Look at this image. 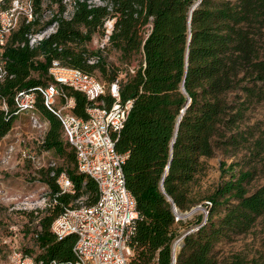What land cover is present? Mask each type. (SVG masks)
Wrapping results in <instances>:
<instances>
[{
	"label": "trees",
	"instance_id": "1",
	"mask_svg": "<svg viewBox=\"0 0 264 264\" xmlns=\"http://www.w3.org/2000/svg\"><path fill=\"white\" fill-rule=\"evenodd\" d=\"M13 1L24 0H6L3 8ZM86 1L75 0L72 16L64 19L62 0H31L33 19L21 18L8 35L0 50L8 74L0 83V99L7 106V111L0 110V142L17 119L15 94L48 85L53 60L106 86L124 74L119 95L132 106L115 137V149L128 153L123 172L137 212L128 264H172L175 226H184L176 220L172 205L184 212L197 204L192 186L217 149L232 156L244 151L243 163L220 164L221 181L206 197L207 215L195 218L196 228L187 231L175 259V264H218L217 245L246 234L264 215V183L248 189L264 159V130L242 127L251 105L264 102V57L259 45L264 0H200L190 23L196 0H102L103 6L91 8ZM47 11L54 12L51 18H46ZM107 20L114 21L108 47L103 52L90 50L88 43ZM54 22L55 33L29 48L26 36ZM108 51L115 53L118 65L106 61L103 53ZM67 94L75 100L73 115L86 118L85 96L73 90ZM104 100L107 105L111 102L109 97ZM185 107L171 149L177 118ZM37 109L48 122L40 150L53 152L62 161L40 167L38 182L53 199L58 193L55 177L64 173L76 192L58 195L49 208L17 210L25 219L20 233L31 242L18 245L36 264H68L74 260L75 238H57L52 221L81 196H86L85 205H93L98 191L91 179L77 172L60 121L39 98ZM0 208L5 209L1 203ZM11 226L7 222L0 234V264H10L4 239Z\"/></svg>",
	"mask_w": 264,
	"mask_h": 264
},
{
	"label": "built area",
	"instance_id": "2",
	"mask_svg": "<svg viewBox=\"0 0 264 264\" xmlns=\"http://www.w3.org/2000/svg\"><path fill=\"white\" fill-rule=\"evenodd\" d=\"M5 1L0 0V50L5 45L8 35L17 28L21 18H26L27 21L33 19L31 0H24L21 3L13 1L9 7L3 8ZM86 3L88 8L103 6L102 0H87ZM62 4L65 10L61 17L70 19L75 8V0H62ZM53 14V11H47L46 18L47 15L51 18ZM113 22L105 21L102 30L94 34L87 47L92 46L93 51L103 52L109 45ZM56 25L54 22L38 33L28 34L26 37L29 48L37 47L41 41L54 34ZM93 62L96 60L90 63ZM7 75L5 64L0 58V83ZM47 76L50 80L48 85L15 94V115L26 116L33 122L39 131L38 144L42 143L48 122L41 118L37 109L39 98L43 106L60 121L64 140L74 151L77 172L91 179L98 191V198L91 206L76 201L78 204L73 207H65L52 221L51 231L59 239L74 236L72 248L74 260L68 264H128L132 255L129 239L137 212L135 200L126 188L123 172L128 153H119L115 149V137L122 129L132 106L130 100L122 101L119 95V84L125 75L120 74L106 86L78 69L63 66L60 61L53 60L48 67ZM67 90L85 96L88 102L86 118L73 115L75 100L67 94ZM104 97L110 98L109 105ZM0 110L7 111L3 98L0 99ZM20 154L22 158H30L24 151ZM55 184L58 193L53 199L46 198L39 209L56 204L58 195H74L76 192L73 182L64 173L55 177ZM42 190L45 195V188ZM42 199L45 200L44 197ZM20 230L12 225L9 228L10 236L4 239L8 262L36 264L30 256L19 250Z\"/></svg>",
	"mask_w": 264,
	"mask_h": 264
},
{
	"label": "rangeland",
	"instance_id": "3",
	"mask_svg": "<svg viewBox=\"0 0 264 264\" xmlns=\"http://www.w3.org/2000/svg\"><path fill=\"white\" fill-rule=\"evenodd\" d=\"M45 20L43 18V21ZM259 45L261 54L264 57V29ZM89 49L94 50L92 46ZM103 56L108 63L118 65L115 53L108 51L104 52ZM95 74L101 78L98 72H95ZM253 125L264 130V102L251 105L245 113L242 127ZM38 136L39 131L34 127L33 122L26 116H20L17 117L11 130L0 142V203L5 208H0V234L4 232V225L7 222L22 229L25 219L20 214L15 213L17 210L40 208L45 203L47 196L46 193L44 195L42 189L45 188L46 191L47 189L46 186L38 182L37 170L40 167H47L50 162H55L56 165L62 163L53 152H41L37 141ZM21 151L26 152L30 157L33 156L35 160L22 158ZM243 154L244 151H239L232 156L231 154H225L221 149H217L215 155L205 161L204 170L197 175V181L192 186L197 204L191 208L198 207L199 209L183 219L180 218L184 226H175L178 237L174 243L180 240L187 231L195 230L196 227L193 222L197 216L206 217V197L214 191L221 181L220 164L226 162L228 166L233 162L240 161L243 163L241 160ZM237 169L238 167L235 170ZM263 183L264 159L258 163L256 175L248 189L253 191ZM43 197L45 200L42 199ZM85 200L86 196H81L77 202L84 203ZM77 202L75 201L74 205L78 204ZM190 209L184 212H189ZM18 242L22 247L31 245L28 237L23 238L21 233ZM215 256L218 264H264V215L256 220L246 234L236 237L231 242L218 244L215 249ZM2 261H4V257L1 258Z\"/></svg>",
	"mask_w": 264,
	"mask_h": 264
},
{
	"label": "water",
	"instance_id": "4",
	"mask_svg": "<svg viewBox=\"0 0 264 264\" xmlns=\"http://www.w3.org/2000/svg\"><path fill=\"white\" fill-rule=\"evenodd\" d=\"M199 2H200V0H196L195 3H194V5H193V6L191 7V9H190V13H189V23H190L191 13H192V11H193V10L199 5ZM182 90L184 91V83H182ZM186 107H187V105H186ZM186 107H185L183 110H181L180 115H179V117L177 118L176 127H175V133H174V137H173V140H172V143H171V149H172V146H173V143H174V140H175V136H176V133H177V129H178V125H179V122H180L181 116H182L183 113L185 112ZM168 169H169V165H167V167H166V169H165V173H164L163 178H164L165 175L167 174ZM161 189L163 190V180H162V182H161ZM172 208H173V212H174V215H175V217H176V220H179L180 218L183 219V218H185V217H187V216L193 214L196 210L199 209L198 207H196V208H191L189 212H182V211L178 210L174 205H172ZM189 233H190V232L185 233V234L181 237L180 241H182V239H183L187 234H189ZM180 248H181V244H180ZM175 259H176V256L174 255V245H173V248H172V264H175Z\"/></svg>",
	"mask_w": 264,
	"mask_h": 264
},
{
	"label": "bare ground",
	"instance_id": "5",
	"mask_svg": "<svg viewBox=\"0 0 264 264\" xmlns=\"http://www.w3.org/2000/svg\"><path fill=\"white\" fill-rule=\"evenodd\" d=\"M195 213V212H194ZM180 244H181V241L180 240H178V241H176L175 243H174V255L176 256L177 255V252H178V250H179V248H180Z\"/></svg>",
	"mask_w": 264,
	"mask_h": 264
}]
</instances>
